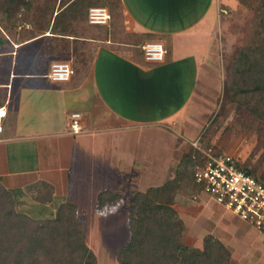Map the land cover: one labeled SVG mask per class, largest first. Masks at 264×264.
<instances>
[{
  "label": "crops",
  "instance_id": "obj_1",
  "mask_svg": "<svg viewBox=\"0 0 264 264\" xmlns=\"http://www.w3.org/2000/svg\"><path fill=\"white\" fill-rule=\"evenodd\" d=\"M229 1L120 0L125 31L159 37L167 47L162 61L143 63L98 48L86 74L66 82L47 79L58 62L46 47L48 33L22 44L5 36L0 185L16 212L29 216L44 208L52 218L61 204L78 207L101 191H121L130 173L166 177L194 96L218 64L219 12ZM73 113L77 134L67 132Z\"/></svg>",
  "mask_w": 264,
  "mask_h": 264
},
{
  "label": "rangeland",
  "instance_id": "obj_2",
  "mask_svg": "<svg viewBox=\"0 0 264 264\" xmlns=\"http://www.w3.org/2000/svg\"><path fill=\"white\" fill-rule=\"evenodd\" d=\"M67 1L51 0L44 17L39 18H36L38 11L35 8L27 19L23 15L24 9H19L13 16L12 24L4 21L3 25L7 26L5 33L14 40L43 33L51 23V12ZM228 4L230 6L222 7L219 12L217 33L221 43L218 64L207 87H200L194 96L195 109L191 120L181 126L182 143L178 140L170 173L162 179L130 173V184L115 192L118 200L105 206H98L96 200L82 201L78 207L68 202L74 206L82 242L92 256L93 264H118L120 250L130 236L128 216L133 193L159 189L163 185V191L150 192L151 199L174 211V219L180 229V245L190 252L203 253L205 238L212 237L222 245L228 256L227 264H264V233L254 231L230 212L215 205L193 186L190 179L191 161L197 157L199 163L205 153L229 155L257 177L264 178V115L260 114L264 112V107L256 109L258 104L255 100H250L248 104L249 100L235 98L233 92L228 91L230 87L243 88V81L238 75L241 70L236 69L241 53L264 45L260 43L261 39L255 38L261 26L264 30V0H230ZM43 5L42 2L39 4L40 7ZM91 6H99L109 12L106 25L99 29L89 27L84 21L85 11ZM33 7L36 5L33 4ZM2 8L0 0V10ZM122 16L118 0H77L63 10L55 22L59 30H65L71 35L69 39L73 40L51 41L52 51L68 57L67 62H62L70 63L80 77L86 74L95 52L103 45L98 41L108 40L114 47L117 46L115 43H119L121 50L131 49L139 56H142L141 46L145 43H159L152 39L142 43L140 50L132 48L140 38L130 39V34L123 27ZM5 17L0 13L1 20ZM37 24L44 27L36 30ZM189 158L190 163L186 164ZM42 210L47 213L32 214L30 210L27 212L32 215L28 217L46 220L55 216L51 218L48 209Z\"/></svg>",
  "mask_w": 264,
  "mask_h": 264
},
{
  "label": "trees",
  "instance_id": "obj_3",
  "mask_svg": "<svg viewBox=\"0 0 264 264\" xmlns=\"http://www.w3.org/2000/svg\"><path fill=\"white\" fill-rule=\"evenodd\" d=\"M1 1L3 8L0 13L6 15V17L2 20L0 18V46L4 44L6 37L10 39L5 33L7 26L3 25L4 21L8 25L9 23L12 24L14 22L13 16L19 9H24L25 19L34 11L33 8L38 11L36 18L44 17L48 10L47 4L51 2V0ZM76 1L68 0L56 11H52L51 23L43 33L34 34L21 40H10L22 44L43 36L45 33L49 34L48 39L50 42L58 39L68 40L71 35L66 34L65 30H59L55 22L61 12ZM41 2L44 3L43 7L39 6ZM118 2L120 4V0ZM33 4L36 7H33ZM91 7H88L84 14L86 24V13ZM72 18L76 19V17ZM88 26L94 29L101 28V26ZM43 27V24H37L36 30ZM263 34L264 30L261 26L255 37L256 40L261 39L260 43H264ZM137 36L140 39L137 44L132 46L134 49L140 50L142 43L152 39L160 42L159 37L147 33L130 35V39ZM98 42V44H103L100 48L109 49L118 56L127 54L138 61L146 62L142 56L134 53V50H121L122 45L119 43H115V46L119 47L116 48L117 46L114 47V44L108 40ZM49 45L50 43L46 47L48 48ZM163 48L166 53L167 47L163 46ZM50 49L52 51L51 47ZM54 54L58 57V62L69 60L68 57H63V55L55 52ZM237 61L239 66L236 69L241 70L238 75L243 81V88L230 87L231 90L228 91H232L235 98L240 97L249 100L248 104L251 103L250 100H255L254 102L258 104L256 109H259L260 106L264 107V45L260 48L247 49L245 53H241V57ZM69 65L72 72L70 77L73 74L79 77L73 71V66L70 63ZM260 114L264 115V112H260ZM212 155L219 156L222 154ZM197 159L195 157L191 161L192 169L198 165ZM187 163H190V158L186 160ZM241 168L264 182V178L257 177L251 170L242 166ZM190 179L193 186L200 191V186L194 182L192 171ZM163 187L164 185L159 188L160 190H155L163 191ZM155 190L148 189L145 192L133 193L128 216L130 236L127 243L120 250L118 264H227V254L222 245L212 237L205 238L203 253L190 252L180 245L178 241L180 229L174 219L175 213L169 206L159 205L152 201L150 192ZM116 199L118 200L117 193L101 191L97 196L96 204L105 206ZM74 212V206L64 203L56 209L55 216L52 219L33 220L27 215L16 212L10 192L0 185V264H93V258L82 242L81 230L76 223Z\"/></svg>",
  "mask_w": 264,
  "mask_h": 264
},
{
  "label": "built area",
  "instance_id": "obj_4",
  "mask_svg": "<svg viewBox=\"0 0 264 264\" xmlns=\"http://www.w3.org/2000/svg\"><path fill=\"white\" fill-rule=\"evenodd\" d=\"M109 19L106 9L91 7L86 13L90 26H104ZM142 57L149 63L162 61L165 50L160 43L149 42L141 46ZM67 63L55 62L50 65L47 79L52 82H66L71 75ZM4 111L0 112V118ZM79 114L69 115L68 131L80 132ZM194 182L200 192L217 206L230 212L239 221L246 223L256 232L264 233V182L245 172L239 162L226 154L213 156L205 153L198 165L192 169Z\"/></svg>",
  "mask_w": 264,
  "mask_h": 264
}]
</instances>
